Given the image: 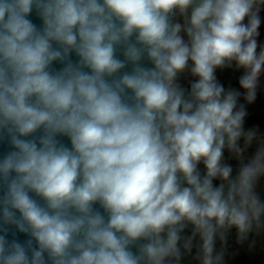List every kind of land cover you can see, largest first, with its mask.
<instances>
[{"label":"clouds","instance_id":"1","mask_svg":"<svg viewBox=\"0 0 264 264\" xmlns=\"http://www.w3.org/2000/svg\"><path fill=\"white\" fill-rule=\"evenodd\" d=\"M262 9L0 0V264H227L233 231L264 249V130L216 75L256 101Z\"/></svg>","mask_w":264,"mask_h":264},{"label":"trees","instance_id":"2","mask_svg":"<svg viewBox=\"0 0 264 264\" xmlns=\"http://www.w3.org/2000/svg\"><path fill=\"white\" fill-rule=\"evenodd\" d=\"M261 25L259 28L260 36L257 38L258 45H264V9L260 13ZM259 51V48H258ZM217 79L222 83L226 89L235 88L242 92L240 103H244L248 111L246 117V126H255L264 130V76L261 77V87L257 93V99L252 104H247L243 99V90L239 89L238 79L242 75V70H235L233 68L217 69ZM194 79V78H192ZM183 87H189V82L184 84ZM203 170V169H201ZM217 247H220L218 242ZM256 258V249L254 252L249 253L247 246H240L236 243L235 232L228 237L226 261L227 264H254Z\"/></svg>","mask_w":264,"mask_h":264},{"label":"water","instance_id":"3","mask_svg":"<svg viewBox=\"0 0 264 264\" xmlns=\"http://www.w3.org/2000/svg\"><path fill=\"white\" fill-rule=\"evenodd\" d=\"M30 18L33 20L34 23H37V24L40 23V21H39L38 18L35 16V14H33ZM121 58H122V57H121ZM149 66H150V65H149ZM126 70H127V69H126ZM64 142H65L66 144L68 143L67 138H64ZM7 150H8V149H7V146H6L5 144L0 143V156H2ZM8 238H9V239H12V235H11V233H9V237H8ZM16 238H17L19 241H21V242H23L24 240L27 239V237L25 236V234L18 233V232H17V234H16ZM257 249H258V239H257V247H256V260H257Z\"/></svg>","mask_w":264,"mask_h":264},{"label":"rangeland","instance_id":"4","mask_svg":"<svg viewBox=\"0 0 264 264\" xmlns=\"http://www.w3.org/2000/svg\"><path fill=\"white\" fill-rule=\"evenodd\" d=\"M181 22H183L182 19H181ZM190 80H192V77L188 76V74L185 73L183 76H181L179 82L183 86L184 84L190 82ZM258 264H264V249L261 248V245L259 248V263Z\"/></svg>","mask_w":264,"mask_h":264},{"label":"crops","instance_id":"5","mask_svg":"<svg viewBox=\"0 0 264 264\" xmlns=\"http://www.w3.org/2000/svg\"><path fill=\"white\" fill-rule=\"evenodd\" d=\"M258 239V249H257V260L255 258V263L254 264H258L259 263V248H260V240Z\"/></svg>","mask_w":264,"mask_h":264}]
</instances>
